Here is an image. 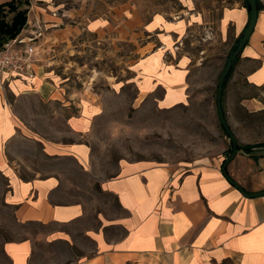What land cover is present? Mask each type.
Segmentation results:
<instances>
[{
	"label": "crops",
	"instance_id": "1",
	"mask_svg": "<svg viewBox=\"0 0 264 264\" xmlns=\"http://www.w3.org/2000/svg\"><path fill=\"white\" fill-rule=\"evenodd\" d=\"M54 1L28 0V20L37 18L55 34L67 28L79 30L81 0ZM55 8L62 10L60 16L50 13ZM125 10V6L114 10L124 27L129 26ZM185 13L188 16L175 19L154 14L142 24L159 43L134 62L131 82L136 99L150 98L158 108H171L190 98V57L174 51L197 23L195 14ZM248 19L241 0L223 7L220 35L234 40ZM86 27L101 35L112 23L102 14L90 18ZM263 41L264 10H259L239 52L245 80L257 86L264 83ZM41 61L35 60L32 76L0 72V173L7 181L4 201L13 209L15 221L46 230L3 240L0 264H35L40 244L74 249L51 259V264H264V195L248 198L234 187L221 172L223 157L220 162L198 159L183 165L121 157L115 173L99 182L100 190L113 195L122 212L115 218L100 214L86 218L88 208L82 200L54 201L62 179L59 171L42 173L29 167L24 177L13 151L20 142L37 149L45 160H67L87 172L91 164L87 137L94 119L104 111L96 93L67 95L64 83ZM25 99L59 104L66 113L61 120L66 138L58 129L55 135L22 121L15 105ZM227 172L246 191L264 189V146L238 150Z\"/></svg>",
	"mask_w": 264,
	"mask_h": 264
},
{
	"label": "rangeland",
	"instance_id": "2",
	"mask_svg": "<svg viewBox=\"0 0 264 264\" xmlns=\"http://www.w3.org/2000/svg\"><path fill=\"white\" fill-rule=\"evenodd\" d=\"M234 1L81 0L80 29L67 28L58 34L50 32L37 18H27L16 36H36L35 59L41 58V64L52 69L64 83L67 95L98 94L104 111L94 119L87 137L91 148L87 172L67 160H45L37 149L20 142L13 151L21 164L22 175L28 177L29 167L42 173L59 171L62 179L52 195L54 201L82 200L88 208L86 218L96 214L115 218L122 212L115 197L100 190L99 182L115 173L121 157L171 165L188 164L198 159L220 162L222 157L223 161L230 154L231 141L217 116L215 88L233 39L231 35L222 38L218 18L222 8ZM261 2L264 4V0ZM121 6L128 9L125 10L129 18L126 27L119 12L117 15L114 12ZM19 7L26 8V5L23 3ZM185 10L196 15L197 23L187 29L174 51L177 56L190 57L191 95L184 104L158 108L150 98L136 99V89L131 82L134 62L159 43L155 34L143 31L142 24L158 13L166 19L188 16ZM50 13L60 16L62 10L55 8ZM102 14L109 17L112 28L101 35L88 30V20ZM240 64L239 61L228 81L224 108L237 143L252 150L264 146V86L246 82ZM15 111L22 121L33 123L36 130L56 135L55 129H58L62 132L59 136L63 134L66 138V126L61 123L66 113L59 104L25 99L15 105ZM6 190L7 181L0 173V262L4 261L3 240L46 230L40 225L17 223L13 209L4 201ZM39 249L35 264H51V259L74 251L63 245L46 247L40 244Z\"/></svg>",
	"mask_w": 264,
	"mask_h": 264
},
{
	"label": "trees",
	"instance_id": "3",
	"mask_svg": "<svg viewBox=\"0 0 264 264\" xmlns=\"http://www.w3.org/2000/svg\"><path fill=\"white\" fill-rule=\"evenodd\" d=\"M23 3L26 5V8H20L19 7ZM241 3H242V6H244L248 10V13L250 15V9H249V6H248L246 0H241ZM27 5H28V0H10V1H7L5 3L0 4V47L2 46V44L5 40L15 37L18 34V32L20 31V29L22 28V26L24 25V23L26 22L27 12H28ZM256 6H257V11L264 10V4L261 2V0H256ZM9 14H11L10 17H8ZM240 37L241 36L236 37L233 40L232 45L230 47V51L236 48V45H237ZM226 57L228 58V54ZM227 58L225 60V64H226ZM239 60H240V56L238 53L236 55L234 61L232 62V65H231L228 73L226 74L225 79H224L223 84H222L221 101H222V110H223V114H224L225 118H226V112H225V108H224L225 91H226L228 81L231 78L233 71H234L236 65L238 64ZM225 64H224V66H225ZM219 77H220V75H219ZM218 80H219V78H218ZM217 84H218V81H217ZM217 84H216V88H217ZM254 86H257V85H254ZM263 86H264V83L261 85H258L257 87H263ZM216 88H215V95H216ZM225 135H226V133H225ZM230 141H231V147H232V140H230ZM234 141L236 144L237 151L238 150H243L245 152L250 151V148L248 146H246V145L242 146L241 144L237 143L235 138H234ZM231 147L228 149L229 153L231 152Z\"/></svg>",
	"mask_w": 264,
	"mask_h": 264
},
{
	"label": "water",
	"instance_id": "4",
	"mask_svg": "<svg viewBox=\"0 0 264 264\" xmlns=\"http://www.w3.org/2000/svg\"><path fill=\"white\" fill-rule=\"evenodd\" d=\"M246 2H247L249 9H250L249 19H248V22H247L245 28L242 31L241 37H240V39L236 45V48L229 51V53H228V58H227L226 64H225V66H224V68L220 74L219 80H218V84H217V88H216V95H215V104H216V111H217L218 119H219L224 131L229 136V139L232 140L231 152L222 161L221 172L227 178V180L234 187H236L244 196H246L248 198H252V197L264 195V189H261L258 191H251V192L246 191L234 179H232L227 172V165L235 157V155L237 153V148H236V144L234 141V136H233V134H232V132L228 126L226 118L224 117L223 110H222V101H221L222 84H223V81L225 79V76L228 73L236 55L240 52V50L243 47V45L245 44L246 40L248 39V37L252 33L254 26H255V23H256L257 14H258L257 6H256V0H246Z\"/></svg>",
	"mask_w": 264,
	"mask_h": 264
},
{
	"label": "built area",
	"instance_id": "5",
	"mask_svg": "<svg viewBox=\"0 0 264 264\" xmlns=\"http://www.w3.org/2000/svg\"><path fill=\"white\" fill-rule=\"evenodd\" d=\"M35 38V35L15 36L5 40L0 47V72H7L10 76H32V66L37 53Z\"/></svg>",
	"mask_w": 264,
	"mask_h": 264
}]
</instances>
